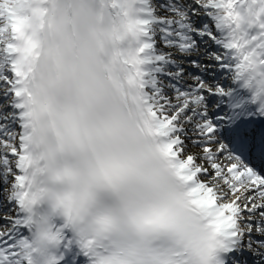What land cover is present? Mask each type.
<instances>
[{
    "label": "snow or ice",
    "instance_id": "obj_1",
    "mask_svg": "<svg viewBox=\"0 0 264 264\" xmlns=\"http://www.w3.org/2000/svg\"><path fill=\"white\" fill-rule=\"evenodd\" d=\"M243 2L217 0L237 29L241 17L233 9ZM6 3H15L16 8L0 4V52L13 58V87L24 120L18 143L6 145L22 173L17 177L18 187H29L27 170L32 159L26 154L25 141L30 139L26 117L32 115L28 111L33 100L30 89H35L44 96L41 108L48 113L55 135L54 145L42 159L55 165L54 179L64 185V191L55 195L57 206L64 209L69 224L78 227V244L90 264L97 260L99 264H164L160 256L167 237L194 235L204 220L216 235L225 237L236 226L242 197L250 191L264 196V130L255 134L253 119L264 118V105L256 106L250 100L242 118L225 122L222 130L207 127L200 157L169 136L171 120L161 119L147 107L156 122L150 131L159 138L171 175L183 188L178 192L136 133L104 108L103 86L95 69L105 34L92 26L88 0ZM251 3L264 5V0ZM262 14L264 6L254 14L260 29L257 35L250 40L234 35L226 45L241 54L238 69L252 67L257 61L264 65L257 51L264 49ZM147 23L137 21L129 28L147 35ZM6 33L11 36L5 45ZM108 35L118 39L115 33ZM150 47L145 43L141 53ZM119 59L120 54L115 53L110 63ZM123 62L133 67L144 63L140 59ZM142 76L136 67L128 83L140 88ZM27 196V191L19 195L21 209ZM23 223L30 228L26 219ZM66 228L68 225L56 228L57 235L63 237ZM3 235L0 232V238ZM0 264H22L16 244L0 249Z\"/></svg>",
    "mask_w": 264,
    "mask_h": 264
},
{
    "label": "clouds",
    "instance_id": "obj_2",
    "mask_svg": "<svg viewBox=\"0 0 264 264\" xmlns=\"http://www.w3.org/2000/svg\"><path fill=\"white\" fill-rule=\"evenodd\" d=\"M137 3L138 0H106L101 4L88 0L93 13L92 26L98 32L105 34L101 36L103 52L99 56L100 63L95 73L103 86L104 108L118 115L124 124L136 133L141 145L151 152L165 175L177 185V191L182 192L180 182L171 175L167 157L160 151L159 138L150 131V129H155L156 122L147 112L140 88L128 83L136 67L141 71L142 64L133 67L130 63L123 62L124 60H142L141 56L146 51L143 53L140 51L144 45L143 30L135 27L129 28L130 24L135 25L137 21H142L138 17ZM0 4L16 8L15 3H6V0H0ZM262 6L264 5L259 3L252 4L251 0L237 3L233 11L239 13L241 17L239 29L229 18H226L228 10L221 7L219 25L229 32L231 40L234 35L250 40L260 31L254 14ZM260 20L264 22V14L261 15ZM111 33H115L118 39L110 38L108 34ZM10 36V33H6L3 37L5 45L10 42ZM231 50L236 59L234 71L237 80L242 82V86L250 93V98L256 106L264 105V65L257 61L252 67L246 66L238 69L241 54L235 49ZM257 51L260 57L264 58V49H257ZM115 53L120 54V59L112 64L110 61ZM30 90L33 92V100L29 103L28 111L32 112V115L26 117L30 139H27L25 143L27 145L26 154L31 156L32 165L27 170L29 187L21 192H28L22 211L26 214L31 235L30 238L17 242L16 251L22 264H60L57 252L61 247L63 237L57 235L54 219L63 218L64 225H68V228L72 229L79 238L78 227L69 224L64 209L57 206L55 195L64 191V185L60 180L54 179L55 165L42 159L49 147L54 145L55 135L51 129L48 113L41 108L45 103L43 94L35 89ZM166 241L164 251L160 256L164 264H177L180 260H183L185 264H213L222 244L221 238L208 227L207 220L201 222L194 235L183 238L169 236ZM177 253L180 255L178 256ZM96 264H99L98 260Z\"/></svg>",
    "mask_w": 264,
    "mask_h": 264
},
{
    "label": "bare ground",
    "instance_id": "obj_3",
    "mask_svg": "<svg viewBox=\"0 0 264 264\" xmlns=\"http://www.w3.org/2000/svg\"><path fill=\"white\" fill-rule=\"evenodd\" d=\"M174 1L176 6L171 4ZM96 2L102 4L106 0H94ZM213 3L214 0H138L137 3L138 17L148 22L143 43L151 45L141 56L144 61L141 66L143 76L140 87L143 103L161 119L171 120L172 131L169 136L179 139L189 153L198 157L203 152L198 151L194 145L203 144L207 140L204 135L207 127L212 126L217 130L223 128L224 121L220 117H227L226 105H223L226 96L237 99L244 105L248 103L247 96L240 88L232 90L234 84L229 74L230 69L225 55L222 56L224 43L221 38H217L220 26L209 13ZM154 23L164 27L166 31L172 29L173 34L160 35L153 29ZM204 23L209 24L201 26L198 31L194 30ZM4 54L0 52L1 56ZM216 55L219 60L215 58ZM171 58L182 62L177 63ZM10 65L8 58L0 57V76L3 77L0 86L4 88L0 90V97H10L14 92L15 77ZM8 83H11L12 88L10 85L3 87V84ZM2 100L0 98V104ZM19 101L3 103L0 114L3 111L11 113L13 107L19 109ZM10 115L7 116L8 127H18L20 130L18 143L24 132V120L17 114ZM0 118L3 119V116ZM9 156L14 157L17 163L15 156L11 153ZM2 177L0 173V184ZM3 187L4 185L0 186V192ZM241 211H244V227L242 235H238L235 240L240 249L237 254L248 260H257L260 251L264 250V196L254 191L246 193L236 217ZM13 225L14 231H20L16 224ZM254 239L260 243L255 244ZM258 261L263 263V260Z\"/></svg>",
    "mask_w": 264,
    "mask_h": 264
},
{
    "label": "rangeland",
    "instance_id": "obj_4",
    "mask_svg": "<svg viewBox=\"0 0 264 264\" xmlns=\"http://www.w3.org/2000/svg\"><path fill=\"white\" fill-rule=\"evenodd\" d=\"M196 1L204 2V0H196ZM157 4H159V3H157ZM171 4L175 5V6L177 5L175 1L171 2ZM153 29L156 32H159L161 35H162V33H164L166 31V30L164 31V29L160 25H158L156 23H154ZM195 29H197V28H195ZM198 29H200V28H198ZM166 32H170V33L173 34L172 29H170V30H168ZM168 47H170V46H168ZM174 61H177L179 63L181 62L180 60H177V59H174ZM207 67H209V66H207ZM0 79H3V78L0 77ZM0 90H3V88L1 87ZM6 114H8V112H6L5 114L2 115L3 118L6 117ZM6 120H8V119H6ZM0 126L4 128V132L3 133L0 132V164L3 165V169L5 171V174L7 175V178H8V180H6L7 183H12L13 182V178L10 175H13V172H15L16 169H15V164H13V161H14L13 157H11L8 154H6V151H9L8 148L6 147V145L16 144L17 143L16 136H17V133H18V129H15V128H12V127H8V121H2V120H0ZM192 129L196 130V127L192 126ZM201 145L202 144H195L194 146L196 147V149L198 151L202 152V148L200 147ZM2 162H3V164H2ZM12 191H13V186L10 187V185H9L7 187L5 193H8V194L11 193V197H12ZM238 222H240L239 218H237V220H236L237 225H238ZM236 227L240 231L239 226H236Z\"/></svg>",
    "mask_w": 264,
    "mask_h": 264
}]
</instances>
